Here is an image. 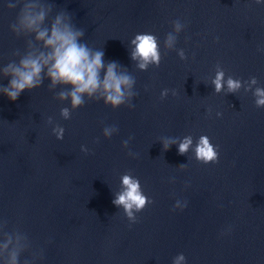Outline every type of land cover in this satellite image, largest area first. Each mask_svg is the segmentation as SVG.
<instances>
[{"label": "water", "instance_id": "obj_1", "mask_svg": "<svg viewBox=\"0 0 264 264\" xmlns=\"http://www.w3.org/2000/svg\"><path fill=\"white\" fill-rule=\"evenodd\" d=\"M11 2L0 0V66L25 43L9 31ZM47 3L84 30L81 42L131 74L134 96L117 109L86 101L64 120L69 102L48 81L14 102L0 95V222L30 242L19 264H175L181 254L179 264H264V106L254 96L264 88V0ZM175 21L184 27L168 49ZM144 33L157 37L161 60L141 71L130 42ZM217 70L241 88L217 93ZM106 127L116 129L109 138ZM186 136L193 146L207 136L217 162H197L191 148L180 155ZM129 173L152 201L135 223L112 203ZM177 201L183 210H173Z\"/></svg>", "mask_w": 264, "mask_h": 264}, {"label": "clouds", "instance_id": "obj_2", "mask_svg": "<svg viewBox=\"0 0 264 264\" xmlns=\"http://www.w3.org/2000/svg\"><path fill=\"white\" fill-rule=\"evenodd\" d=\"M254 2L260 4L261 0ZM6 7L9 10L18 9L9 31L16 38H24L25 43L23 50L16 49L12 53L13 59L0 66V79H8L7 86H0V95L14 102L23 92L37 90L48 81V91L60 88L54 98L59 102H69V107L60 110L64 120H68L71 112L82 107L86 101H102L112 109L126 104L131 107L135 79L127 70H121L117 62L106 63L102 50L81 42L84 30L77 28L63 12L53 15V8L47 0H14ZM172 27L174 31L168 33L164 41L168 49L174 47L176 33L184 25L175 21ZM130 48V58L137 62V68L141 71L147 70L149 65L159 66L161 55L156 36L137 34L131 40ZM177 55L181 60L185 59L183 50H179ZM212 84L217 93L225 84L230 93L241 88L239 80L229 77L225 81L223 70H217ZM251 84H257V80L251 78ZM167 95V89L160 93L161 99ZM254 96L257 97L256 107L264 106V88L256 87ZM48 123H52L51 118ZM52 131L57 140L63 138L62 127L54 126ZM115 131L114 127H106L103 136L109 138ZM170 143H175V140L165 142V150ZM127 144L125 141L122 147H127ZM190 148L197 162L205 165L217 162L218 150L207 136H200L194 146L192 137L186 136L178 145V153L185 155ZM81 151L87 152V149L82 147ZM121 186L123 190L112 203L122 207L128 219L135 223L134 212H140L152 201L143 194L139 180L130 173L121 177ZM177 208L183 210L180 201L176 202L173 210ZM29 247L30 242L25 234L19 229L8 230L7 221L0 222V264H19L21 254ZM183 260L185 257L181 254L176 257L175 264Z\"/></svg>", "mask_w": 264, "mask_h": 264}]
</instances>
